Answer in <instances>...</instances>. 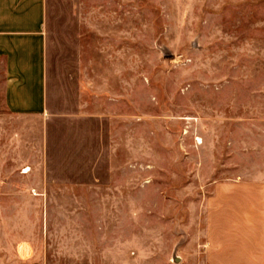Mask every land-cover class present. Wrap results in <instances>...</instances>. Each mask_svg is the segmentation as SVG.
Here are the masks:
<instances>
[{
  "label": "crops",
  "instance_id": "1",
  "mask_svg": "<svg viewBox=\"0 0 264 264\" xmlns=\"http://www.w3.org/2000/svg\"><path fill=\"white\" fill-rule=\"evenodd\" d=\"M246 1L214 40L264 45ZM142 41V0H0V264H264V176L143 158Z\"/></svg>",
  "mask_w": 264,
  "mask_h": 264
},
{
  "label": "rangeland",
  "instance_id": "2",
  "mask_svg": "<svg viewBox=\"0 0 264 264\" xmlns=\"http://www.w3.org/2000/svg\"><path fill=\"white\" fill-rule=\"evenodd\" d=\"M248 4L142 0L143 145L159 146L143 158L163 167L157 180L164 191L172 178L175 190L190 184L193 191L199 175L264 176V45L244 39L230 45L212 37L214 18L251 14ZM151 128L158 129L156 136L149 135ZM169 160L173 176L165 168Z\"/></svg>",
  "mask_w": 264,
  "mask_h": 264
},
{
  "label": "bare ground",
  "instance_id": "3",
  "mask_svg": "<svg viewBox=\"0 0 264 264\" xmlns=\"http://www.w3.org/2000/svg\"><path fill=\"white\" fill-rule=\"evenodd\" d=\"M28 169V168H27Z\"/></svg>",
  "mask_w": 264,
  "mask_h": 264
}]
</instances>
